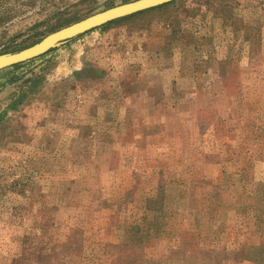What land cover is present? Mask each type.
Masks as SVG:
<instances>
[{
	"label": "rangeland",
	"instance_id": "1",
	"mask_svg": "<svg viewBox=\"0 0 264 264\" xmlns=\"http://www.w3.org/2000/svg\"><path fill=\"white\" fill-rule=\"evenodd\" d=\"M135 0H0V54ZM0 264H264V0H173L0 69Z\"/></svg>",
	"mask_w": 264,
	"mask_h": 264
},
{
	"label": "water",
	"instance_id": "2",
	"mask_svg": "<svg viewBox=\"0 0 264 264\" xmlns=\"http://www.w3.org/2000/svg\"><path fill=\"white\" fill-rule=\"evenodd\" d=\"M173 0H135L94 13L78 22L56 30L39 42L16 52L0 54V69L41 56L51 49L93 28L140 11L154 8Z\"/></svg>",
	"mask_w": 264,
	"mask_h": 264
}]
</instances>
